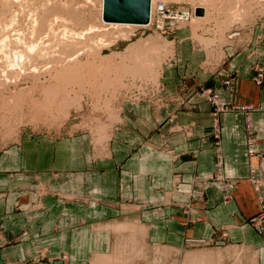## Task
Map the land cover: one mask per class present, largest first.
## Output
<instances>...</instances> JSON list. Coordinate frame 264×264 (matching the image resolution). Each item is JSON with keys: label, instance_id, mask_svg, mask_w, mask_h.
Here are the masks:
<instances>
[{"label": "crops", "instance_id": "crops-1", "mask_svg": "<svg viewBox=\"0 0 264 264\" xmlns=\"http://www.w3.org/2000/svg\"><path fill=\"white\" fill-rule=\"evenodd\" d=\"M251 28L221 48L227 88L184 37L161 65L164 101L123 103L100 144L85 129L0 140V264H264V222H251L264 199V80L252 78L264 13ZM200 84L233 107L212 125Z\"/></svg>", "mask_w": 264, "mask_h": 264}, {"label": "rangeland", "instance_id": "rangeland-1", "mask_svg": "<svg viewBox=\"0 0 264 264\" xmlns=\"http://www.w3.org/2000/svg\"><path fill=\"white\" fill-rule=\"evenodd\" d=\"M101 10L102 0H0L4 144L17 140L23 130L61 136L84 129L100 144L123 103L157 106L164 101L161 67L171 61L176 42L184 37L205 51L200 68L211 72L210 78L225 70L221 72L229 76V83L223 82L227 88L230 58L221 48L248 39L264 13V0H149L144 23L105 21ZM182 27L188 31L185 35L179 33ZM256 66L264 68L256 63L253 69ZM193 89L208 101L211 125L219 112L233 108L226 104L221 109L224 100L209 84ZM251 222L262 229V222Z\"/></svg>", "mask_w": 264, "mask_h": 264}, {"label": "water", "instance_id": "water-1", "mask_svg": "<svg viewBox=\"0 0 264 264\" xmlns=\"http://www.w3.org/2000/svg\"><path fill=\"white\" fill-rule=\"evenodd\" d=\"M149 0H102L105 21L144 23L148 20Z\"/></svg>", "mask_w": 264, "mask_h": 264}, {"label": "built area", "instance_id": "built-area-1", "mask_svg": "<svg viewBox=\"0 0 264 264\" xmlns=\"http://www.w3.org/2000/svg\"><path fill=\"white\" fill-rule=\"evenodd\" d=\"M253 79L255 80V83H260V82H262L263 81V79H264V68H263V66H256L255 68H254V74H253ZM223 82H225V83H229V76L227 77V78H225L224 80H223ZM204 92H207L208 93V91H207V89L206 90H204ZM209 97V96H208ZM209 98H211V97H209ZM212 98H215V95H213V97ZM214 100V99H213ZM224 103V102H223ZM221 103V106H220V108L221 109H223L224 107L226 108V103ZM223 104V105H222ZM262 106H264V104L262 105ZM219 108V109H220ZM244 108L245 109H248V108H251V106L250 105H245L244 106ZM248 126H249V123L246 121L245 122V127H246V129H248ZM246 145H247V151L249 152V153H252V151H253V148H252V141H253V138H252V135L248 132L247 133V136H246ZM221 187L223 188V190L225 189V190H227L228 191V189H229V187H230V183L228 182V181H226V180H224L222 183H221ZM224 190V191H225ZM223 200H226L227 198H228V195H227V193L226 194H224L223 195ZM260 198V197H259ZM258 201H259V203H260V207L262 208V210L264 209V205L261 203L262 202V199L260 198V200L258 199ZM255 219H257V222H264V213H262V214H259Z\"/></svg>", "mask_w": 264, "mask_h": 264}, {"label": "bare ground", "instance_id": "bare-ground-1", "mask_svg": "<svg viewBox=\"0 0 264 264\" xmlns=\"http://www.w3.org/2000/svg\"><path fill=\"white\" fill-rule=\"evenodd\" d=\"M226 2H227V0H226ZM235 5V4H234ZM234 7V6H233ZM202 8V7H201ZM234 9V8H233ZM234 11V10H233ZM236 11V10H235ZM178 12V11H177ZM187 13H189V12H187ZM236 13V12H235ZM234 14V13H233ZM188 15V14H187ZM84 30V29H83ZM95 31V30H94ZM90 32V31H89ZM82 34H83V32H82ZM76 35V34H75ZM150 38V37H149ZM70 41V40H69ZM126 49V48H125ZM80 53V52H79ZM137 53V52H136ZM143 53V52H142ZM67 54V53H66ZM73 55V54H72ZM20 56V58L22 57L21 55H19ZM75 56V55H74ZM99 56V55H98ZM76 57V56H75ZM138 57V55H136V58ZM143 57V56H142ZM15 58V57H14ZM72 58V57H71ZM71 58H69V59H71ZM135 58V59H136ZM67 59V58H66ZM72 60H70V62H71ZM106 61V60H105ZM138 61V60H137ZM139 64V63H138ZM92 67V66H91ZM143 67V66H142ZM110 68V67H109ZM83 69V68H82ZM89 69V68H88ZM93 69V68H92ZM141 69H143V68H141ZM33 70V69H32ZM73 70V69H72ZM144 70V69H143ZM2 71V70H1ZM87 71V70H86ZM101 71V70H100ZM35 73H36V71H35ZM134 73V72H133ZM66 74H69V73H66ZM93 74V73H92ZM141 74V73H140ZM86 75V74H85ZM74 77V76H73ZM83 77V76H82ZM85 77V76H84ZM69 79V78H68ZM89 79H90V77H89ZM81 80V79H80ZM93 80V79H92ZM87 82V81H86ZM47 98V97H46ZM36 104H37V102H36ZM35 105V104H34ZM38 105V104H37ZM66 105V104H65ZM36 107V106H35ZM49 107V106H48ZM62 108V107H61Z\"/></svg>", "mask_w": 264, "mask_h": 264}]
</instances>
